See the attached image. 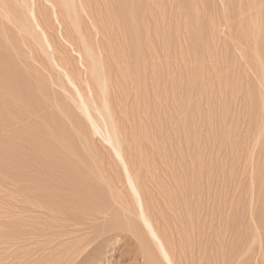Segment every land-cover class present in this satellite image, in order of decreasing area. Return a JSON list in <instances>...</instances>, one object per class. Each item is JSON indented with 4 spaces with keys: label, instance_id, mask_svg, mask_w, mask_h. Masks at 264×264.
Wrapping results in <instances>:
<instances>
[{
    "label": "rangeland",
    "instance_id": "obj_1",
    "mask_svg": "<svg viewBox=\"0 0 264 264\" xmlns=\"http://www.w3.org/2000/svg\"><path fill=\"white\" fill-rule=\"evenodd\" d=\"M0 3V264H97L72 257L133 204L115 152L174 252L200 235L209 262L264 264V117L237 55H250L254 26L264 30V0ZM234 157L250 161L238 168ZM131 218L135 228L115 224L100 264L148 263L145 228Z\"/></svg>",
    "mask_w": 264,
    "mask_h": 264
},
{
    "label": "bare ground",
    "instance_id": "obj_2",
    "mask_svg": "<svg viewBox=\"0 0 264 264\" xmlns=\"http://www.w3.org/2000/svg\"><path fill=\"white\" fill-rule=\"evenodd\" d=\"M1 4V3H0ZM7 4V3H6ZM259 21V20H258ZM249 24H251V23H249ZM253 24H257V21H256V23H253ZM261 24V23H260ZM38 25V24H37ZM247 27V26H246ZM260 27H262V26H260ZM227 28V27H226ZM264 28V27H263ZM227 31V30H226ZM263 32H264V30H262ZM261 30H260V28H259V24H257L256 26H254V29H252V32H251V37H250V41H249V46H250V50H249V52H250V55L249 56H247V57H245V52H243V53H241L242 51H240V50H243V48L242 49H238L237 48V51H238V53L239 54H237L238 55V57H239V55H240V57L242 58V60L244 61L245 59H248V60H246V61H248V67H249V70H250V72L255 76V79H256V88H255V92H256V95L258 96V99H257V101L259 102V104H260V110H261V112H262V114H263V117H264V53H261L260 51V49L262 48L261 46H260V44H261V41H263L264 42V38L263 37H260L259 36V34L262 32ZM218 33V35L220 34V31L219 32H217ZM263 34V33H262ZM261 34V35H262ZM217 35V37L218 38H220L219 36ZM221 35V34H220ZM264 35V34H263ZM223 36H227V35H223ZM222 36V37H223ZM233 36V35H232ZM232 39V38H231ZM220 40H222V39H220ZM219 40V41H220ZM248 40V39H247ZM239 42V41H238ZM219 43H221L222 44V42H219ZM234 43V42H233ZM226 46H227V44H225ZM225 45H223V46H225ZM230 45H232V44H230ZM225 46V47H226ZM233 46V45H232ZM242 45H240V46H238V47H241ZM261 48H260V47ZM230 47V46H229ZM234 47V46H233ZM244 47H247V46H244ZM232 48V47H231ZM233 50V49H232ZM246 50V49H245ZM248 51V50H247ZM235 52H236V50H235ZM232 53V52H231ZM247 53V52H246ZM234 55V54H233ZM236 55V54H235ZM237 57V56H236ZM239 57V58H240ZM217 59V58H216ZM236 59H238V58H236ZM239 60V59H238ZM242 60H240V62H243ZM245 61V62H246ZM224 62V61H223ZM203 63V62H202ZM217 63V62H216ZM215 63V64H216ZM244 63V62H243ZM215 64H213V66L215 65ZM246 64V63H245ZM216 66V65H215ZM217 69V68H216ZM222 70V69H221ZM221 72H223V71H221ZM225 73V72H224ZM223 74V73H222ZM226 74V73H225ZM227 76V75H226ZM225 78V77H224ZM234 79H236V77H234ZM237 81V80H236ZM204 84V83H203ZM254 85V84H253ZM233 86V85H232ZM236 87V86H235ZM248 88H250V87H248ZM247 88V89H248ZM252 88V87H251ZM245 89V88H244ZM243 89V90H244ZM239 90V89H238ZM232 91V90H231ZM246 91V90H245ZM243 92V91H242ZM232 94V93H231ZM236 95V94H235ZM253 95V94H252ZM256 96V97H257ZM237 97H238V95H237ZM250 97V96H249ZM251 97H254V96H251ZM242 98V97H241ZM240 99V98H239ZM237 100V99H236ZM251 100H253V99H251ZM251 100H250V102H251ZM239 101V100H238ZM231 102H233V101H231ZM237 102V101H236ZM240 102H242V101H240ZM249 102V101H248ZM255 102V101H254ZM244 103V102H243ZM254 104V103H253ZM243 105H245V104H243ZM248 106V105H247ZM241 107V106H240ZM242 107H244V106H242ZM246 107V106H245ZM239 108V107H238ZM247 110V109H246ZM243 111V110H242ZM245 112V111H244ZM247 112V111H246ZM249 112V111H248ZM251 113V112H250ZM252 114V113H251ZM235 115V114H234ZM233 115V116H234ZM248 115V114H247ZM250 115V114H249ZM252 115H254V114H252ZM258 116V114L256 115V117ZM242 117H243V115H242ZM245 117H247V116H245ZM252 118V117H251ZM253 118H255V117H253ZM259 118H261L262 119V116L261 117H259ZM246 119H248V117L246 118ZM242 120V119H241ZM257 120V119H256ZM259 120V119H258ZM257 120V121H258ZM239 121V120H238ZM251 121V120H250ZM262 123L263 124H261V121H259L260 122V124H261V127H262V133L264 132V118L262 119ZM234 122V121H233ZM252 122H255L256 123V121H252ZM238 123V122H237ZM245 123V121L243 122V124ZM249 124V123H248ZM237 125V124H236ZM239 125H241V124H239ZM250 125V124H249ZM258 125H259V123H258ZM257 125V126H258ZM238 126V125H237ZM243 126V125H242ZM246 126V125H245ZM256 126V125H255ZM254 126V127H255ZM256 126V127H257ZM249 127V126H248ZM259 127V126H258ZM243 128V127H242ZM242 128H240V129H242ZM247 128V127H246ZM245 128V129H246ZM260 128V127H259ZM258 128V131L259 130H261V128L259 129ZM251 129V128H250ZM254 129V128H253ZM256 129V128H255ZM254 129V130H255ZM237 130H239L238 128H237ZM247 130V129H246ZM253 130V131H254ZM257 130V129H256ZM236 131V130H235ZM244 131V130H243ZM257 131V132H258ZM238 132V131H237ZM240 132V131H239ZM256 132V133H257ZM234 133H236V132H234ZM242 133V132H241ZM246 133H249V132H246ZM246 133H244V134H246ZM260 133V132H259ZM259 133H257L258 134V136H261V137H263L264 138V135H262V133H260L261 135H259ZM252 134V133H251ZM230 135V134H229ZM247 136V135H246ZM249 136V138H250V134L248 135ZM257 136V137H258ZM236 137H237V135H236ZM260 137V138H261ZM240 138H242V137H240ZM249 138H248V140H249ZM252 139L254 138L253 136L251 137ZM255 138H256V136H255ZM255 138H254V140H255ZM251 139V141H253ZM238 140V139H237ZM240 140V139H239ZM257 140H259V139H257ZM256 140V141H257ZM262 140V139H261ZM241 141V140H240ZM247 140H244V142H246ZM232 142V141H231ZM241 143L243 146L244 145H246V146H249V144L247 145V144H245V143ZM250 142V141H249ZM263 142V141H262ZM232 143H234V142H232ZM238 143H239V141H238ZM238 143H236L235 142V144H238ZM247 143H248V141H247ZM251 144V143H250ZM257 144H261V142L259 143V141H258V143ZM256 144V145H257ZM241 145V146H242ZM252 145H254V144H252ZM259 145H257L258 146V149H259ZM262 145V144H261ZM231 146H233V145H231ZM237 147H239V146H237ZM251 147V146H250ZM234 148V147H233ZM240 148L241 147H239L238 148V150H240ZM256 148V147H255ZM242 149H244V147H242ZM241 149V150H242ZM261 150V149H260ZM236 151H237V149H236ZM257 153H260V152H258V150L256 149L255 150ZM240 152V151H239ZM238 151H237V153L238 154H240V156H242V155H244L245 154V152H243L244 154H242L241 155V153L242 152H240L239 153ZM261 152H263V150L261 151ZM233 153H235V152H233ZM256 153V154H257ZM115 154H116V157L121 161V164H122V166H123V170H124V175H125V180H126V184H127V187H128V191H129V194H130V196L132 197V199H133V204H131V208L129 207V206H127V207H125V208H128V211H130V212H128V214L126 215H124V217H122V216H120V218L122 217V219H124L126 222H127V225H128V227H130V228H132V226H134V228L136 227L135 225H136V222L131 218L132 216H133V218H134V216H136L137 218H138V220H139V223H141L140 225H142L144 228H145V232H146V234H147V237H148V241H149V244H148V241H144V243L142 244V246H140L142 249H143V252H142V254H144V258H145V256H146V260H147V264H209V263H211V264H213L212 262H214V260L216 261V259H215V257L217 256V257H219L218 255H213V256H215V257H213L212 256V254H210V256H211V258H214L213 260L211 259V258H209L210 259V262L209 261H207V254H205V252H203V249H201L200 247H201V244H198V245H200V247L197 245V243H198V239H197V241H196V238H198L199 236H198V234H200V233H198V234H196L198 237H196L195 239H193V240H195L196 241V243H194V242H192V243H185L184 245H186L187 244V246H186V248L184 249V248H181L179 245V250H181V252H174L175 250H173V247H170V245H169V247H168V245H166V243L164 242V240H163V238L161 237V235L159 234V232L156 230V228L154 227V225H153V223H152V221L150 220V218L148 217V214H147V212H146V208H145V203H144V197H143V195H142V193H141V191L139 190V188H138V185H137V178H134V176H132V174H131V172H130V170H129V168H128V166H127V164H126V162L124 161V158H123V156H122V154L120 153V152H115ZM255 154V153H254ZM253 154V155H254ZM261 154V153H260ZM237 154H234V156H236ZM264 155V154H263ZM238 156V155H237ZM245 156V155H244ZM257 156V155H256ZM247 156H245V158H246ZM248 157H251V156H249V154H248ZM258 157V156H257ZM256 157V159H257V161H258V158ZM260 157H261V155H260ZM234 158H236V160L237 159H243V160H245L243 157H240V158H237V157H234ZM263 158V157H262ZM261 158V159H262ZM247 159H250V158H247ZM252 159H253V157H252ZM263 160V159H262ZM246 162L248 161V163H249V161L250 160H245ZM236 162H238V164H235L238 168H240L239 167V165H240V162L237 160ZM235 162V163H236ZM252 163H253V160L251 161ZM260 162V161H259ZM263 162V161H262ZM242 163H244V162H242ZM246 164V163H245ZM251 164V163H250ZM258 164V162L256 163V164H252L251 165V167L254 169L255 168V170H253L252 171V168H249L250 170H251V172H253V173H251V174H253V175H255L254 174V171L256 172V168L257 167H255V165L256 166H258L257 165ZM263 164H264V162H263ZM263 164H262V166H263ZM248 165V164H247ZM254 165V166H253ZM261 166V167H262ZM237 167H235L236 168V171H237ZM243 167V166H242ZM244 167H245V169L246 168H248V167H250L249 165L246 167L245 165H244ZM243 167V168H244ZM242 168V169H243ZM260 168V167H259ZM263 168H264V166H263ZM244 169V170H245ZM258 169V168H257ZM261 169V168H260ZM246 172H247V170H245ZM260 172V171H259ZM258 171L256 172V173H259ZM238 173V172H237ZM237 173H235V174H237ZM247 173H249L250 174V172H247ZM263 173V172H262ZM245 174V173H244ZM264 174V173H263ZM252 175V182H254L255 181V178L257 177L256 175H255V177ZM261 175V174H260ZM260 175H258V178H259V176ZM237 176V175H236ZM242 177H243V175H241ZM262 176H264V175H262ZM241 177V178H242ZM244 177H246V175L244 176ZM261 177V176H260ZM237 179V178H236ZM246 179V178H245ZM262 179H263V177H262ZM240 180V179H239ZM254 180V181H253ZM251 182V183H252ZM237 183H239V182H237ZM255 183H261V185H262V183H263V180L261 181H259V182H255ZM253 184V183H252ZM261 185H259V187H257V188H261ZM253 186H254V184H253ZM250 187H251V185H250ZM253 188H255V187H252L251 188V191H252V189ZM259 191V190H258ZM258 191H256L257 193H258ZM256 192H254L253 193V191H252V193L253 194H256ZM252 196H254V195H252ZM252 198H254V197H252ZM253 201V200H252ZM256 202H257V200H255V206L254 207H256ZM261 202V201H260ZM252 203V202H251ZM264 203V202H263ZM254 204V203H253ZM252 204V205H253ZM132 205H133V208H132ZM248 207H250V206H248ZM131 210H130V209ZM117 211V210H116ZM110 214V213H109ZM116 214H118V213H115L114 215H116ZM253 214V213H252ZM129 215H131V217L129 216ZM109 216V215H108ZM112 216V215H111ZM258 217V216H257ZM256 217V218H257ZM118 218V217H117ZM108 219H110V222H111V218H108ZM107 219V220H108ZM251 219V218H250ZM124 220H120L121 222H123L124 223ZM252 221V220H251ZM93 222V221H92ZM119 223V220H114L112 223H110V225L106 228V229H102L101 231L99 230L98 231V233H92V234H89V236H87V238L85 239L86 241H85V244L84 245H82L83 247H82V249L81 248H77V249H81L80 250V252L78 253V254H76V255H74L73 257H72V259L74 260L75 258H78L77 256H80L79 254L81 253V252H85L82 256L83 257H87V256H94V260H97V264H100L98 261L100 260V256L102 255V253L107 249V245L106 244H108L109 242H112L113 241V237H112V231L114 230L115 231V227L116 226H121V225H123V223ZM253 222H255V224H256V221H253ZM117 223H119V224H121V225H118ZM247 223H249V221L247 222ZM246 223V224H247ZM259 223H260V221H259ZM258 223V224H259ZM73 224V223H72ZM89 224H91V223H89ZM115 224H116V226H115ZM253 224V223H252ZM192 225V224H191ZM247 225H251V223H249V224H247ZM71 226V225H70ZM77 226H79V225H77ZM83 226V225H82ZM252 226V225H251ZM250 226V227H251ZM254 226V225H253ZM76 227V226H75ZM240 227V226H239ZM255 227H257V226H254V228ZM259 227V226H258ZM255 228L256 229V231L257 232H259V233H262V232H260V231H258L259 230V228ZM89 228H91V227H89ZM122 228V227H121ZM124 228H126L125 226H124ZM187 228V227H186ZM236 228V227H235ZM253 228V230L252 231H254L255 229ZM261 228V227H260ZM74 229V228H73ZM123 229V228H122ZM197 228H195V230H196ZM247 230H245V228H244V230L245 231H248V228H246ZM258 229V230H257ZM91 230V229H90ZM125 230V229H124ZM130 230V229H129ZM123 231V230H122ZM127 231V230H126ZM234 231L235 232H237L236 230H233V229H231L230 230V233L231 232H233V233H231V234H234ZM261 231H263V230H261ZM75 232V231H74ZM188 232V231H187ZM184 233H185V231H184ZM194 234H195V232H193ZM229 233V232H228ZM230 233H229V235H230ZM238 233V232H237ZM237 233H235V234H237ZM79 234V233H78ZM87 234V233H86ZM133 234H135L136 235V237H138V235L136 234V232L135 231H133ZM191 234V233H190ZM203 234V233H202ZM263 234V233H262ZM134 235V236H135ZM181 235H183V234H181ZM245 235H247V233H245ZM255 235V234H254ZM185 237H187V238H189V236H187V234L186 235H184ZM210 236H212L211 234H210ZM248 236V235H247ZM263 236V235H262ZM193 237V236H192ZM191 237V238H192ZM227 238H228V236H226ZM231 237V242L233 241L232 240V237H233V235L232 236H230ZM236 237H237V235H236ZM256 237V236H255ZM254 237V238H255ZM84 238V237H83ZM112 238V239H111ZM186 238V239H187ZM190 238V239H191ZM194 238V237H193ZM200 238V237H199ZM210 238V237H209ZM252 239V240H254V238H253V236L252 237H249V239ZM180 239H182L181 240V242L183 241V239L184 238H180ZM202 239H204L205 241L204 242H207L208 243V241H206V238L204 237L203 238V236H202ZM212 239V238H211ZM234 239V238H233ZM250 239V240H251ZM173 240V239H172ZM175 240V239H174ZM218 240V239H217ZM235 241H236V238L234 239ZM245 240H248V238H245ZM256 241H257V243H256V245L258 244V241H259V239L257 240V237H256V239H255ZM260 240H263L264 241V238L262 239H260ZM81 241V240H80ZM187 241V240H186ZM200 241H201V239H200ZM225 241V240H224ZM227 241L229 242V243H231L230 241H229V239H227ZM249 241V240H248ZM255 241V242H256ZM77 242H79V241H77ZM183 242H185V241H183ZM203 242V243H204ZM210 242V241H209ZM212 242V241H211ZM218 242H220V240H218ZM246 242V241H245ZM261 242V241H260ZM142 243V242H141ZM150 243H151V245H150ZM173 243V242H172ZM202 243V242H201ZM202 243V244H203ZM220 243H222V242H220ZM227 243V242H226ZM229 243H227V244H229ZM235 243V242H234ZM246 243H248V242H246ZM78 244H80V242L78 243ZM82 244V243H81ZM80 244V245H81ZM219 244V243H218ZM226 244V245H227ZM231 244H233V242L231 243ZM230 244V246L232 247L233 245H231ZM261 244V243H260ZM215 245H217V244H215ZM234 245H236V244H234ZM245 245V244H244ZM255 245V244H254ZM79 246V245H78ZM153 246V247H152ZM176 246V245H175ZM177 246V247H178ZM242 246V245H241ZM246 246H248V245H246ZM245 246V247H246ZM251 246V245H250ZM73 247V246H72ZM75 247H77V244H75ZM210 247V246H209ZM216 247V246H215ZM224 246H222V248H223ZM244 246H243V248H245ZM262 247L264 248V246H261V248L260 249H262ZM203 248V247H202ZM217 248V247H216ZM236 248V247H235ZM235 248H233V249H235ZM250 248H253L252 246L250 247ZM72 249H74V248H72ZM150 249H153V250H150ZM210 249V248H209ZM209 249L208 250H206V252L207 253H211L210 251H209ZM227 249V248H226ZM239 249H241V248H239ZM238 249V250H239ZM254 249V248H253ZM256 249H258L259 250V248L257 247ZM178 250V251H179ZM211 251H212V253H213V251L215 250H212V246H211V249H210ZM228 250V249H227ZM230 250V249H229ZM236 251H238L237 249H235ZM245 252L247 251V250H250L248 247L247 248H245V249H243ZM263 250V249H262ZM73 251H75V250H73ZM72 251V252H73ZM77 251V250H76ZM209 251V252H208ZM219 251V250H218ZM226 251V250H225ZM254 251H255V249H254ZM253 250H252V253L254 252ZM260 251V250H259ZM229 252H231V251H229ZM239 253H240V251H238ZM260 252H262V253H264L263 251H260ZM259 252V253H260ZM155 255H154V254ZM221 253V252H220ZM219 253V254H220ZM250 253H251V251H250ZM251 253V254H252ZM256 253V252H255ZM261 253V254H262ZM216 254H217V252H216ZM230 255H231V253H229ZM261 254H259V257H257V258H259V259H261L262 260V258L264 257V255L262 254V258L260 257L261 256ZM68 255V254H67ZM71 255V254H70ZM70 255L68 256V257H70ZM228 255V254H227ZM240 255V254H239ZM254 257H256V254H252ZM154 256H155V259H154ZM229 256V255H228ZM244 256V255H243ZM247 256V259L250 257H248V254L246 255ZM64 257V256H63ZM216 257V258H217ZM222 257H224L225 258V256H222ZM221 257V258H222ZM237 257L238 256H236V258L235 259H237ZM254 257H252L250 260H254ZM241 258L243 259L244 257H240V260H241ZM81 259H82V257H81ZM220 258H217V260H219ZM64 260V259H63ZM62 260V261H63ZM66 260V259H65ZM73 260H69V261H73ZM212 260V261H211ZM226 260V258L225 259H223V261H222V264H223V262ZM228 260H230V258H228ZM239 260V259H238ZM237 260V261H238ZM257 260V259H256ZM255 260V261H256ZM261 260H259L258 261V263L260 262H262ZM231 261H232V259H231ZM254 261V262H255ZM264 261V260H263ZM64 262V261H63ZM77 262H81V261H77ZM208 262V263H207ZM217 262V264L219 263V261H216ZM256 264H257V262H255ZM264 263V262H263ZM59 264V263H58ZM60 264H64V263H62V262H60ZM67 264V263H66ZM77 264V263H76ZM216 264V263H215ZM254 264V263H253ZM262 264V263H261Z\"/></svg>",
    "mask_w": 264,
    "mask_h": 264
}]
</instances>
